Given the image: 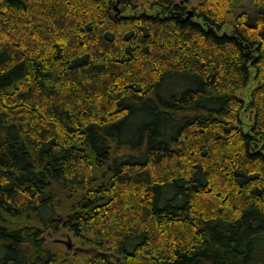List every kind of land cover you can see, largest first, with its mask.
I'll use <instances>...</instances> for the list:
<instances>
[{"label":"trees","instance_id":"obj_1","mask_svg":"<svg viewBox=\"0 0 264 264\" xmlns=\"http://www.w3.org/2000/svg\"><path fill=\"white\" fill-rule=\"evenodd\" d=\"M244 1L0 0V264H264V0Z\"/></svg>","mask_w":264,"mask_h":264},{"label":"rangeland","instance_id":"obj_2","mask_svg":"<svg viewBox=\"0 0 264 264\" xmlns=\"http://www.w3.org/2000/svg\"><path fill=\"white\" fill-rule=\"evenodd\" d=\"M139 4V8L135 11H131L128 10L126 13L127 15H131V14H136V13H152V14H157L160 11L158 10H153V11H149L145 5H144V0H134ZM203 0H189V2H186L185 0H176V2L179 5H182L186 8H191V7H195L197 5H199ZM184 2V3H182ZM182 3V4H181ZM252 8V0H246L244 1L237 9V13H241L243 11H248ZM198 23L202 24L203 26L206 27V25L204 24V22L200 19H195ZM233 21L234 19L232 17H230L229 19V24L222 30L221 33H227L230 34L232 33V29H233ZM257 82L255 81V74L252 77V80L250 81V83L248 84V86L245 89L239 90L237 93V96L240 97L241 99L246 101V110L243 112L242 114V121H243V129L248 132L250 131L253 121H254V112L249 109V103L251 101V94L253 92V90L257 87ZM88 238H90L88 236ZM46 240L49 243L52 244H58L61 246L62 249L64 250H70L74 255L79 256L80 254H87L90 253V251H92V247L91 245H87V246H82L78 243V241L76 240V238L67 230H62L60 233L55 234L51 231H49L46 235Z\"/></svg>","mask_w":264,"mask_h":264},{"label":"water","instance_id":"obj_3","mask_svg":"<svg viewBox=\"0 0 264 264\" xmlns=\"http://www.w3.org/2000/svg\"><path fill=\"white\" fill-rule=\"evenodd\" d=\"M185 1H186V2H189V0H185ZM182 3H184V2H182ZM182 3H181V4H182Z\"/></svg>","mask_w":264,"mask_h":264}]
</instances>
